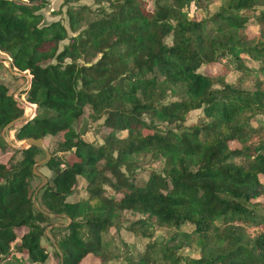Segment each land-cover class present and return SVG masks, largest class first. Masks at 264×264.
<instances>
[{
  "label": "trees",
  "instance_id": "trees-1",
  "mask_svg": "<svg viewBox=\"0 0 264 264\" xmlns=\"http://www.w3.org/2000/svg\"><path fill=\"white\" fill-rule=\"evenodd\" d=\"M79 1L61 0L71 28L84 22L68 36L43 19L47 0H0V54L11 76L29 75L16 96L35 105L19 120L17 87L0 81V152L11 128L16 142L56 138L51 151L44 142L39 189L41 150L13 147L17 158L0 163V264L20 252L16 264H45L46 230L57 264H264V80L229 83L221 62L264 72V0H221L191 17L187 6L207 0ZM85 108L107 129L100 144L81 137ZM192 110L203 119L186 125ZM145 154L160 165L137 181L134 157ZM78 178L85 196L69 200ZM123 225L142 250L122 248Z\"/></svg>",
  "mask_w": 264,
  "mask_h": 264
},
{
  "label": "rangeland",
  "instance_id": "rangeland-1",
  "mask_svg": "<svg viewBox=\"0 0 264 264\" xmlns=\"http://www.w3.org/2000/svg\"><path fill=\"white\" fill-rule=\"evenodd\" d=\"M221 0H207L205 1L206 3H204V8H198L195 10V7L193 4H189L187 6V8L185 9L187 15L189 17H191L193 15V13H195L197 11L198 14H200L199 12H201L203 15H208L210 13H212L216 7L218 6V4L220 3ZM76 4H80V5H88L89 7H91V9H93L96 5L92 2V0H80L78 3ZM40 13L43 16V19L47 22L49 21H53V20H59L62 25L66 28L67 30V34L68 36L70 35H74L75 33H77L80 29H82L84 27V22L80 21L78 23H76L73 28H71L68 25L67 22V16L65 14V6H63L61 4V0H47L46 5L40 10ZM247 29H248V33H251L253 31H257V28L255 26H253L252 24L247 25ZM66 40H63L61 43H65ZM60 43V44H61ZM0 59H4L2 60V67L0 68V81H5L7 83V85H10V88L13 87H17L18 89H21L23 86H25V82L23 81V79H19V77H23L21 75H18L16 73L15 76H11L10 73L8 72V68H9V64L7 62L6 56L4 54H0ZM221 62H223V64L226 66V71L223 74V78L225 81L229 82V83H233L235 85H245V86H249V85H254L257 81L259 80H264V72L263 71H259L258 65L255 62H252L251 60L246 59L244 64L248 65V67L250 68V71H248L247 73H244V75H241L240 72L235 71L232 68V64L228 63L227 60L225 59H221ZM214 69L209 67L207 68V72L211 73V75H214ZM17 77V79H16ZM20 99L23 100V97L20 96ZM33 106H25V110H24V115L27 116L30 114L31 110H32ZM202 118V114L200 110H192L189 111L186 114V121L185 124H189V123H194L198 120H201ZM102 118L97 119V120H93L91 118H89V109L85 108L83 111V120L80 122L79 124V129L81 131V137L83 140L93 143V144H100L102 142V137L104 136V134L107 132V129L101 124ZM253 125H255V122H253ZM161 128V126H160ZM162 129V128H161ZM13 128L6 130L3 133V139L4 142L7 145V147L0 152V163H6L9 158L12 157V159H16L17 155L14 154L12 152V148L13 147H17L20 145V142H16L13 139ZM117 137H124L125 136V132L121 131V132H117L116 133ZM56 141V138H49L46 137L44 138V142L47 145L49 151H51L54 147V142ZM41 155H39V157L41 158ZM135 160V164H136V180L138 181H142L146 178L147 175V171L151 170V169H158L160 163L159 161H154L150 158L149 155L145 154V155H137L134 157ZM36 170L38 172H40L44 177H47L49 175V172L41 166L36 167ZM41 181V179H40ZM40 181H38L37 179L34 180V184H38ZM84 181L81 178H78V181L75 185V191L72 194V196L69 198V200H77V199H81L85 196V190H84ZM105 191L107 194H114L113 190L109 187H104ZM123 219H127V220H131L132 217L130 215H122ZM60 223H65L64 220L62 219H58L57 220ZM123 225L121 227V230L119 231L118 234V238L121 239V241L124 242V246L122 248L125 249V251L129 252V253H134L137 250H142L143 246H144V241L143 239H137L135 236H133L132 234L128 233L127 231H125ZM25 231L24 228H20L16 230L17 235H21L23 232ZM46 237L48 238L50 233L47 232V230L45 231ZM163 235H165L164 230L163 229H158L154 232V238H160L163 237ZM47 238L42 240V244L45 246L46 251L49 253V258L47 260V262L45 264H57V258L55 256L54 253V248L50 245L49 241L47 240ZM117 243V242H116ZM118 246H120L119 244H117ZM177 253H179V255H183V256H190V257H197V251L194 250H178ZM13 260H11V264H16L19 260L24 259V253L20 252V253H16V254H12L11 255ZM96 260L94 258H92L91 256H86L80 264H96ZM113 264H120L118 261H114Z\"/></svg>",
  "mask_w": 264,
  "mask_h": 264
},
{
  "label": "water",
  "instance_id": "water-1",
  "mask_svg": "<svg viewBox=\"0 0 264 264\" xmlns=\"http://www.w3.org/2000/svg\"><path fill=\"white\" fill-rule=\"evenodd\" d=\"M21 76H25L23 73L21 74ZM35 107V105H34ZM33 107V108H34ZM19 120H27V118L25 116H21ZM28 146H34L35 148L41 150L44 154V158L43 159H40L39 161L35 162L32 166V172L33 174L41 177V182L38 184L37 188H41L43 186V184L46 182V178L36 170V167H38L39 165H41L42 163H44L45 161H47L50 157V154L43 142V139L42 138H26L24 140L21 141L20 145L17 146V148L19 149H24Z\"/></svg>",
  "mask_w": 264,
  "mask_h": 264
},
{
  "label": "built area",
  "instance_id": "built-area-1",
  "mask_svg": "<svg viewBox=\"0 0 264 264\" xmlns=\"http://www.w3.org/2000/svg\"><path fill=\"white\" fill-rule=\"evenodd\" d=\"M23 74L25 75V76H23V77H25V79H26L24 84L27 85V83H28V81H29V75H28V74H25V73H23ZM18 90H19V89H18ZM18 90L13 94V97H14L15 99L20 100V101L22 102V105L24 106V110H25V106H33V107H34L33 104H29V103H27V102H24V100H21L20 98H18V97L16 96ZM33 107H32V110H31L30 114L27 115V116L24 115V111H23V116H25L27 119H30V118L34 115L35 107H34V108H33Z\"/></svg>",
  "mask_w": 264,
  "mask_h": 264
}]
</instances>
